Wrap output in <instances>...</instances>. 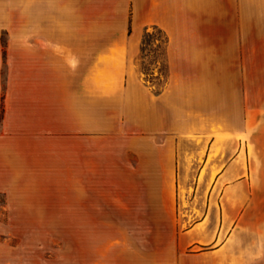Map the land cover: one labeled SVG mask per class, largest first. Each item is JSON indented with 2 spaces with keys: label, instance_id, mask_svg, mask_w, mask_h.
Masks as SVG:
<instances>
[{
  "label": "crops",
  "instance_id": "crops-1",
  "mask_svg": "<svg viewBox=\"0 0 264 264\" xmlns=\"http://www.w3.org/2000/svg\"><path fill=\"white\" fill-rule=\"evenodd\" d=\"M263 1L52 0L51 46L40 45L30 30L0 26L3 173L23 180L26 171L55 175L63 165L66 178L79 181L82 198L89 197V181L95 179L90 168L98 182H112L130 197L138 173L148 199L139 211L153 212L152 198L169 196L170 149L189 131L183 124L186 105L196 115L224 116L223 124L199 130L210 135L198 147L203 154L195 155L197 162L202 158L196 195L205 197L206 207L179 237V246L187 239L189 245H215L205 256L207 264H264V110L255 126L243 123V81L232 71L234 57L237 68L244 66L233 55L239 51L232 41L219 51L209 43L218 35L232 36L233 21L247 20L248 6ZM89 21L123 27L90 30ZM147 27L170 38V86L159 94L136 71L138 43ZM124 35L127 42L101 46L89 63L90 36ZM191 85L199 87L190 94ZM195 257L192 264H200Z\"/></svg>",
  "mask_w": 264,
  "mask_h": 264
},
{
  "label": "rangeland",
  "instance_id": "rangeland-1",
  "mask_svg": "<svg viewBox=\"0 0 264 264\" xmlns=\"http://www.w3.org/2000/svg\"><path fill=\"white\" fill-rule=\"evenodd\" d=\"M1 3V28L9 32L30 30L40 45H52V0H2ZM2 12L7 16L3 22ZM256 16H262L263 21L254 19ZM87 27L92 30L120 29L123 26L120 22L89 21ZM155 28L159 29H144L135 65L137 76L144 85L159 94L170 86V38L160 29L167 38L166 48L156 36L144 41L142 47L144 34L154 33ZM129 29L132 30V22ZM7 31L2 32L3 46L8 40ZM129 39L127 35L90 36L89 63L95 59L101 46ZM209 43L218 51L230 43L234 50L238 49L239 54L233 55H239L244 66L241 68L238 64L237 68L238 59L234 57L232 71L235 80L243 81V103L246 106L243 123L250 128L255 126L257 115L264 110V1L248 6L247 20L233 21L232 36L218 35L210 38ZM187 87L191 94L199 86ZM192 97L188 98L191 100ZM188 106L183 124L189 131L170 149L169 196L163 201L152 198L153 212L139 211L146 208L144 204H148V199L142 196L144 183L138 173L133 183L135 187L129 191L135 196L130 197L112 182H98L96 173H91L90 168V177L94 174L95 179L89 181V197L82 198L79 181L68 180L63 165H58L55 175H32L26 171L23 180H10L0 163V264H192L195 256L200 258V264H207L205 256L215 245H189L192 240L187 239V245L180 247L179 237L203 216L206 207L205 197L196 195L202 158L197 162L195 155L203 154L198 147L204 145L210 135L199 130H205L207 125L223 124L225 118L196 115ZM175 153L176 162L173 159ZM82 200L89 211H83L86 207L82 206ZM161 204L163 211L160 210ZM193 211L196 217H193Z\"/></svg>",
  "mask_w": 264,
  "mask_h": 264
},
{
  "label": "trees",
  "instance_id": "trees-1",
  "mask_svg": "<svg viewBox=\"0 0 264 264\" xmlns=\"http://www.w3.org/2000/svg\"><path fill=\"white\" fill-rule=\"evenodd\" d=\"M153 36H156L158 37L157 38V41H161V43H163L164 47L166 48V45H167V38L164 36V33L160 30V29H156L155 28V32L154 33H148L146 32L144 34V37H143V41H142V47L144 45V41H146L147 39L150 40L151 38H153Z\"/></svg>",
  "mask_w": 264,
  "mask_h": 264
}]
</instances>
